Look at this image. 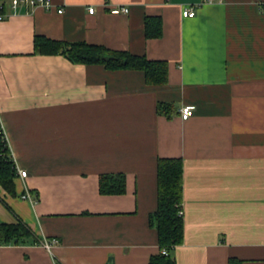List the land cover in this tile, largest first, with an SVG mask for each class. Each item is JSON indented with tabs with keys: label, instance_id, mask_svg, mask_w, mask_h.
<instances>
[{
	"label": "crops",
	"instance_id": "1",
	"mask_svg": "<svg viewBox=\"0 0 264 264\" xmlns=\"http://www.w3.org/2000/svg\"><path fill=\"white\" fill-rule=\"evenodd\" d=\"M49 2L0 0V130L25 172L13 195L0 187V222L36 237L0 243V264H146L158 157L181 162L174 264H264V0ZM145 16L160 19L158 37L144 36ZM34 35L164 60L166 82L34 53ZM182 105L194 108L185 120ZM117 174L123 192L100 193L98 177Z\"/></svg>",
	"mask_w": 264,
	"mask_h": 264
},
{
	"label": "trees",
	"instance_id": "2",
	"mask_svg": "<svg viewBox=\"0 0 264 264\" xmlns=\"http://www.w3.org/2000/svg\"><path fill=\"white\" fill-rule=\"evenodd\" d=\"M160 19L157 16H145L143 34L146 38L160 35ZM32 50L39 54L63 55L68 61L82 64L102 65L109 70L132 69L142 73L143 81L148 85L166 82L167 65L164 60H149L143 56L130 54L122 50H111L101 45L84 42H62L34 35ZM170 104L157 102L158 114H167ZM168 107V108H167ZM15 169L9 155L3 135L0 134V187L9 195L14 194ZM156 204L149 213L147 222L156 232L157 252L149 256L146 264H174L168 254L171 247L181 241V215L177 212L181 202V162L178 157H158L155 161ZM98 191L102 194H118L123 192L122 175H100L97 181ZM31 237L36 241L29 227L20 219L14 223L0 222V243ZM162 251L165 252L162 253ZM227 264H239L229 258Z\"/></svg>",
	"mask_w": 264,
	"mask_h": 264
},
{
	"label": "built area",
	"instance_id": "3",
	"mask_svg": "<svg viewBox=\"0 0 264 264\" xmlns=\"http://www.w3.org/2000/svg\"><path fill=\"white\" fill-rule=\"evenodd\" d=\"M203 1H210V0H200V2ZM17 5H25V6H35V5H40L42 6L44 9H50L51 8V4L49 2V0H9V7L14 9ZM109 12L112 14H118V13H126L127 12V8L125 6H112L109 9ZM86 11L87 13H92L93 12V7L88 6L86 7ZM56 12L60 13L61 9H57ZM193 14V10L191 6H186L183 7L181 9V16L183 17H190ZM2 18V15H0V20ZM193 106L192 105H182L179 109H178V115L179 118L181 120H185L187 119L189 116L192 115L193 113ZM0 134H2L1 130H0ZM16 175L18 177H23L25 172L23 170L17 169L15 171ZM22 199H25L29 202H33V198L30 197L27 193L26 194H22L21 195ZM178 215H181V209L178 210L177 212ZM43 248L45 249H49L52 245H54L56 243V240L54 238H49V239H41L38 242ZM162 253L165 254L164 251H162Z\"/></svg>",
	"mask_w": 264,
	"mask_h": 264
}]
</instances>
